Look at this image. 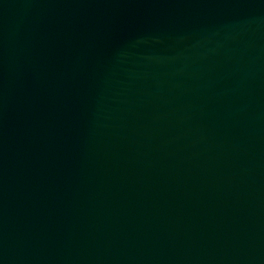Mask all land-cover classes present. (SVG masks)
Returning a JSON list of instances; mask_svg holds the SVG:
<instances>
[{"label": "water", "instance_id": "water-1", "mask_svg": "<svg viewBox=\"0 0 264 264\" xmlns=\"http://www.w3.org/2000/svg\"><path fill=\"white\" fill-rule=\"evenodd\" d=\"M0 264H264V0H0Z\"/></svg>", "mask_w": 264, "mask_h": 264}]
</instances>
